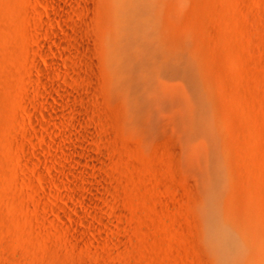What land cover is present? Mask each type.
<instances>
[{
	"label": "rangeland",
	"instance_id": "374dc122",
	"mask_svg": "<svg viewBox=\"0 0 264 264\" xmlns=\"http://www.w3.org/2000/svg\"><path fill=\"white\" fill-rule=\"evenodd\" d=\"M116 2L0 0V264H264V0L132 4L180 159L111 98Z\"/></svg>",
	"mask_w": 264,
	"mask_h": 264
},
{
	"label": "bare ground",
	"instance_id": "6f19581e",
	"mask_svg": "<svg viewBox=\"0 0 264 264\" xmlns=\"http://www.w3.org/2000/svg\"><path fill=\"white\" fill-rule=\"evenodd\" d=\"M115 1V0H114ZM117 2H116V5H115V8H114V10H113V17H112V28H110V29H112V33H110L111 34V42H110V50H109V48H108V51H110V54L108 55L107 54V58H106V66H108V69L110 68L111 70H112V74H114V79H115V87H114V93L112 94V92H111V98H112V100H126L127 101V99H129V102L133 105V111H134V113H133V117L135 118V121H137V123L139 124V127H140V133H141V136L143 135V136H146V139L148 138V139H151V140H163V139H167V141H168V143L170 144V147L169 148H171V153H172V155L174 156V158H176V159H180V157H184V154L186 155L187 154V151H186V153H184V149H183V146H182V137H181V129L183 128V124H182V127L180 128V125H179V123H180V120L176 117V111H175V109H174V107H176V106H178V105H176V106H172V105H174V100H173V102H171V101H169L165 96H166V94H165V92L163 91L164 89H162L161 90V88H162V86L160 85V87H158V85L157 84H159V83H157L156 85H157V87H158V90L156 91L157 93H156V95H155V99L154 98H150L147 94V96L149 97V99H154L153 101H155V104H156V101H157V104H158V106H156L155 108L154 107H152L153 106V104L154 103H152L151 102V104L150 103H147V102H145V101H150V100H147V99H145L144 97L146 96H144V93H143V89H145L146 90V88L149 90V91H151L152 90V86H154L155 85V83H156V79L154 78V80H151V81H154L153 83H154V85L151 83V85H149V83L147 82L146 83V81H145V84H143L140 80H142V79H138V75H135L136 76V78H135V76L132 74L133 72H131L132 70H130L131 69V67L132 68H134L135 66H136V64H133V65H135V66H130L129 67V65H127V63L128 62H130V63H128V64H131L132 65V62H133V59L135 58V57H131L132 56V54L135 52H133L132 53V51H131V45H132V42L136 39V36H137V33H138V27H140V26H138V24H137V14L139 13V11H138V13L136 14V12H135V10L137 9H135V10H133L134 9V7H132L133 5V3L134 2H137L138 0H116ZM141 2H144V1H141ZM112 3H114L113 1H112ZM135 5V4H134ZM138 6V5H137ZM131 7L133 8L132 9V11H131ZM136 7V6H135ZM144 9V8H143ZM141 10V9H140ZM137 11V10H136ZM142 11V10H141ZM133 12V13H132ZM141 14H143V13H141ZM144 16H145V14H144ZM139 17H141V16H139ZM147 18V17H146ZM142 19H143V17H142ZM147 20V19H146ZM145 21V20H144ZM141 24H142V22H141ZM140 24V25H141ZM150 25V24H149ZM142 26V25H141ZM145 26V25H144ZM148 26V25H147ZM147 26L145 27V28H147ZM141 29H143L144 30V27H140ZM149 29H146L145 30V32H147ZM142 31V30H141ZM142 32H144V31H142ZM141 33V32H140ZM109 34V35H110ZM144 34V33H143ZM145 34H150V32L149 33H145ZM138 35H139V33H138ZM140 36V35H139ZM144 37V36H143ZM148 38V37H147ZM145 40V39H144ZM142 41H143V39H142ZM144 43H145V41H144ZM109 45V44H108ZM148 45V44H147ZM139 46V45H138ZM86 48V47H85ZM133 48H134V46H133ZM140 48V47H139ZM136 49H138L137 47H136ZM141 49H144V48H141ZM145 49H147V48H145ZM88 51H89V48H88ZM138 51V50H137ZM145 51L146 50H144V53H145ZM140 52V51H139ZM142 53H143V51H142ZM160 53H162V52H160ZM130 54H131V56H130ZM134 55V54H133ZM136 55V54H135ZM138 55V54H137ZM159 55H161V54H159ZM158 55V56H159ZM161 56H163V55H161ZM140 57V56H139ZM157 57V56H156ZM155 57V58H156ZM171 57V56H170ZM130 58H132V60L130 59ZM138 58V57H137ZM152 58V57H151ZM150 58V59H151ZM159 58V57H158ZM157 58V59H158ZM141 59V58H140ZM154 59V58H153ZM163 59V58H162ZM166 59V58H165ZM171 59V58H170ZM169 58H167V61H171ZM172 59H173V57H172ZM136 60H138V59H134V62H137L138 63V61H136ZM146 60V59H145ZM148 60V59H147ZM159 60H161V59H159ZM132 61V62H131ZM155 61V60H154ZM176 61V60H175ZM148 62V61H147ZM146 62V63H147ZM156 62V61H155ZM162 62V61H161ZM174 62V61H173ZM94 63V62H93ZM165 63L167 64V62L165 61ZM169 64H167V65H170V62H168ZM141 64V63H140ZM139 64V65H140ZM156 65H158L157 63H155ZM161 64V63H160ZM143 65V64H142ZM153 65V64H152ZM152 65H151V70H150V72L151 71H157L156 73H157V75H160L161 76V74H160V70L158 71V69H159V67H160V65H158V68H156L157 66L156 65H153V67L155 68V69H153V67H152ZM162 65V64H161ZM174 65V64H173ZM53 66V65H52ZM156 66V67H155ZM163 66H164V63H163ZM50 67H51V65H50ZM129 67V68H128ZM144 67V66H143ZM150 67V66H149ZM166 67V66H165ZM164 67V68H165ZM168 67H171V66H168ZM107 68V67H106ZM138 68V67H137ZM163 69V67H160V69ZM173 67H171V69H172ZM52 69H54V67H52ZM109 69V70H110ZM139 69V68H138ZM144 71L146 70V73L148 72L147 71V68L146 69H144V68H142ZM161 69V70H162ZM168 69V68H167ZM167 69H163V70H167ZM108 70V71H109ZM162 70V72H163V74H166V72L164 73V71ZM170 70V69H169ZM143 71V72H144ZM136 72V71H135ZM134 72V74H136ZM150 72H148V75H149V73ZM169 72V71H168ZM171 72V71H170ZM169 72V73H170ZM109 73V72H108ZM142 73V72H141ZM152 73V72H151ZM153 73H155V72H153ZM152 73V75L150 74L149 76L150 77H152L153 78V76L154 77H157L156 75H154ZM174 73V72H173ZM140 74V73H139ZM143 74V73H142ZM143 75H146L145 73L143 74ZM166 75H169L168 73L166 74ZM166 75H162L163 77H165ZM171 75V78H172V74H170ZM141 76V75H140ZM112 77H113V75H112ZM111 77V78H112ZM145 77H147V76H145ZM159 77V76H158ZM167 77V76H166ZM166 77H165V79H166ZM169 77V76H168ZM167 77V78H168ZM147 78H149V77H147ZM146 78V79H147ZM149 79H151V78H149ZM148 79V81H150ZM168 79H170V77L168 78ZM167 79V80H168ZM138 80V81H137ZM161 80H164V79H161ZM174 80V79H173ZM140 81V82H139ZM157 81L159 82L160 81V78L158 79L157 78ZM112 82H113V80H112ZM161 82V81H160ZM163 82V81H162ZM165 82H167V81H165ZM164 82V83H165ZM139 83V84H138ZM147 84V85H146ZM166 84V83H165ZM168 84H170V82L168 83ZM168 84L166 85V87L168 86ZM129 85H131V87L129 86ZM142 85H144L143 87H142ZM150 86V87H147V86ZM155 85V86H156ZM171 85V84H170ZM127 86V87H126ZM141 88H140V87ZM154 86V88L153 89H156V87ZM126 88L125 90H126V92H128V96H126V94H125V92L123 91V89L121 90V88ZM146 87V88H145ZM165 87V86H164ZM170 87V86H169ZM168 87V88H169ZM173 88V87H172ZM111 90V89H110ZM172 90V89H171ZM170 90V91H171ZM155 91V90H154ZM161 91H163L164 92V97H163V94L161 93ZM169 92V91H168ZM152 93H154L155 94V92H153V90H152ZM171 94H172V91H171ZM104 97V96H103ZM153 97V96H152ZM106 98V97H105ZM147 98V97H146ZM158 98V99H157ZM169 99H171L172 97L170 96V94H169V97H168ZM173 98H175V97H173ZM145 99V100H144ZM157 99V100H156ZM164 99H167V101H165ZM176 99V98H175ZM109 100V99H108ZM58 101V100H57ZM122 101V102H123ZM168 101L169 102H171V103H173V104H170V103H168ZM59 102V101H58ZM111 103H113V102H111ZM120 104H121V102H119ZM118 103V104H119ZM149 104V105H147V104ZM179 103H180V101H179ZM114 104V103H113ZM123 104V103H122ZM156 104V105H157ZM175 104H176V102H175ZM177 104H178V102H177ZM109 105V104H108ZM168 106V105H171L170 107L172 108H170L171 110H169L168 109V107H165V106ZM180 105H181V103H180ZM110 107H111V105H110ZM179 107V106H178ZM176 109H177V107H176ZM167 110V111H166ZM169 110V111H168ZM173 110H174V112L175 113H173ZM179 110V109H178ZM177 114H179V113H177ZM178 116V115H177ZM178 117H180V116H178ZM189 141V140H188ZM159 142V141H158ZM187 142V141H186ZM167 143V144H168ZM185 143V142H184ZM188 143V142H187ZM192 145H194V144H192ZM202 147V146H201ZM186 148V147H185ZM195 148V147H194ZM187 149H189V148H187ZM193 149V148H192ZM193 151L191 150V152L190 153H192ZM189 153V154H190ZM195 153V152H194ZM200 155V154H199ZM196 156V155H195ZM198 156V155H197ZM192 157L193 156H191V157H189V158H184V160L186 159L187 160V164H185V166H184V168L182 167V169H181V167L180 166H182V165H184V163L181 165L180 164V166H179V168H180V171L182 170V172H181V174L184 176V178H185V182H187L188 181V183H190V185H191V183H194L195 181H196V177H197V173H199V172H197V170H196V168H195V166H196V163H195V166L193 165L194 163H192V161H194V160H192ZM191 158V160H188V159H190ZM213 158V157H212ZM193 159H195V158H193ZM209 159H210V157H209ZM182 160V159H181ZM185 160V161H186ZM204 160V159H203ZM207 160V159H206ZM211 160V159H210ZM196 161V160H195ZM194 161V162H195ZM199 161V160H198ZM197 161V162H198ZM201 162V161H200ZM206 164V163H205ZM199 165V164H198ZM209 165V164H208ZM202 166V164L200 165V167ZM197 167V166H196ZM199 167V170L202 168H200ZM203 169V168H202ZM198 170V171H199ZM210 170V169H209ZM208 170V171H209ZM179 171V172H180ZM201 171V170H200ZM197 172V173H196ZM203 172V171H202ZM202 174V173H201ZM209 174V173H208ZM201 176H203V175H201ZM204 176H206V175H204ZM210 177V176H209ZM200 178V177H199ZM206 178H208V176L206 177ZM205 179V178H204ZM198 180V179H197ZM202 180V179H201ZM206 181H207V179H206ZM210 181V180H209ZM208 181V182H209ZM204 181H202V183H203ZM205 183H207V182H205ZM212 182L210 181V184H211ZM194 184H196V182L194 183ZM199 187H200V185H198ZM204 186H207V184L206 185H204ZM203 184H202V189H203ZM193 187V186H192ZM206 188V187H205ZM208 188V187H207ZM201 189V190H202ZM210 189V188H209ZM192 190V189H191ZM207 191V190H206ZM204 192H205V190H204ZM207 194H209V193H207ZM212 194V193H211ZM197 195H198V193H197ZM202 196V195H201ZM203 197V196H202ZM204 202H206L205 200H204Z\"/></svg>",
	"mask_w": 264,
	"mask_h": 264
}]
</instances>
